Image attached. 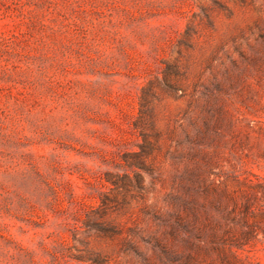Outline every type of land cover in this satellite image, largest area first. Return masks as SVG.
I'll list each match as a JSON object with an SVG mask.
<instances>
[{"label": "rangeland", "instance_id": "374dc122", "mask_svg": "<svg viewBox=\"0 0 264 264\" xmlns=\"http://www.w3.org/2000/svg\"><path fill=\"white\" fill-rule=\"evenodd\" d=\"M0 264H264V0H0Z\"/></svg>", "mask_w": 264, "mask_h": 264}]
</instances>
